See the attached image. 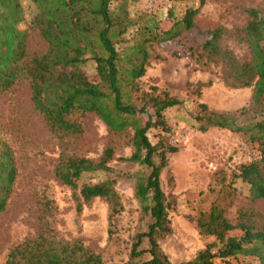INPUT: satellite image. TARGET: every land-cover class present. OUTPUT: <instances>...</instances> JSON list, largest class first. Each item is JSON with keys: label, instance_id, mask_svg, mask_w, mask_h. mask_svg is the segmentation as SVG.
<instances>
[{"label": "trees", "instance_id": "1", "mask_svg": "<svg viewBox=\"0 0 264 264\" xmlns=\"http://www.w3.org/2000/svg\"><path fill=\"white\" fill-rule=\"evenodd\" d=\"M117 1L31 0L35 14L29 28L22 30V1L0 0V99L26 79L34 109L60 138L81 136L83 120L88 115L98 117L112 133L130 132L133 153L121 161L143 168L125 177L135 180V199L142 214L152 222L147 231L136 236L130 260L121 264H175L164 254L159 240L172 233L161 174L168 166V154L177 153L178 149L163 141L166 139L153 144L148 134L152 129L168 131L165 112L180 106L182 101L157 87L142 90L139 80L150 67L152 46L175 41L194 29L200 8H188L182 17L171 11L172 25L166 30L155 16L143 15L140 19L146 21L127 40L125 35L137 25L129 5L139 0ZM244 13V27L229 32L221 27L215 29L194 55L202 70L212 64L220 65L223 79L232 89L251 88V100L235 112L211 111L200 104L197 120L202 132L209 128L227 130L259 146L261 158L242 164L235 174V178L249 185L250 200L258 202L264 200V10L247 8ZM31 31L38 33L46 51H29ZM228 39L245 47L244 61L224 45ZM89 62L96 66L95 81L84 69ZM211 85L212 82L206 84ZM148 109H153L154 115L145 119ZM114 157L111 147L98 160L62 156L55 177L64 186L80 189L86 203L98 198L108 201L113 215H117L122 209L116 190L121 176L109 167ZM94 172H104L108 179L79 185L83 175ZM18 175L14 151L0 135V217L8 208ZM259 216L253 210H240L233 224L226 218V209L214 202L210 212L197 220V226L202 235L215 237L217 242L209 244L193 260L180 264H217L218 259L225 261L239 255L264 264V219L259 223ZM146 255L149 260L143 261ZM5 264L109 263L78 242H58L39 234L13 247Z\"/></svg>", "mask_w": 264, "mask_h": 264}, {"label": "rangeland", "instance_id": "2", "mask_svg": "<svg viewBox=\"0 0 264 264\" xmlns=\"http://www.w3.org/2000/svg\"><path fill=\"white\" fill-rule=\"evenodd\" d=\"M21 1L25 22L20 28L27 30L35 9L31 0ZM188 8H200L196 27L175 41L153 45L150 67L139 80L142 90L157 87L182 101L165 112L168 131L152 129L148 134L153 144L166 139L163 141L178 149L168 154V166L161 174L172 233L159 240L162 251L175 264L193 260L209 244L217 242L215 237L202 235L197 226V220L210 212L214 202L226 209V218L233 224L240 210L258 212L259 223L264 219V200L252 202L249 185L235 178L242 164L261 158L259 146L227 130L209 128L202 132L197 120L200 104L216 112L242 109L249 104L252 89H232L225 83L220 65L202 70L194 55L215 29L221 27L229 32L244 27V9L264 10V0H139L129 5L137 25L125 39L131 40L138 26L146 21L140 19L143 15L155 16L166 30L172 25L171 11L182 17ZM28 45L31 53L46 51V44L35 31H31ZM224 45L234 50L241 61L247 58L243 45L231 39ZM84 69L91 80H97L94 62L87 63ZM209 82L212 85L206 86ZM153 115V109H148L143 117ZM83 125L84 133L77 137L60 138L51 132L32 105L26 79L0 99V135L12 147L19 168L14 193L0 217V264H5L13 247L39 234L58 242H78L109 264L130 260L136 236L147 231L152 222L142 214L135 199V180L125 177L143 168L121 161L133 153L131 133H112L94 115L86 116ZM109 147L115 151L109 167L121 176L116 190L122 209L117 215H113L108 201L98 198L86 203L80 189L64 186L55 177L60 157L76 155L98 160ZM107 179L104 172L87 173L79 185ZM142 260H149V256ZM216 263L260 264L258 259L243 255L218 259Z\"/></svg>", "mask_w": 264, "mask_h": 264}]
</instances>
